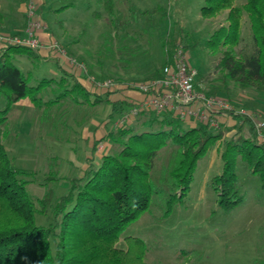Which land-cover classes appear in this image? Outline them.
Here are the masks:
<instances>
[{
  "label": "rangeland",
  "instance_id": "1",
  "mask_svg": "<svg viewBox=\"0 0 264 264\" xmlns=\"http://www.w3.org/2000/svg\"><path fill=\"white\" fill-rule=\"evenodd\" d=\"M243 3L244 0L234 1L236 6ZM23 4L24 0H0V12L23 13L18 9ZM42 4L45 14L55 21L50 25L54 39L68 55L84 64L91 81L103 77L130 85L148 80L157 70L161 72L165 60L180 44L197 71L196 83L205 93L223 96L264 120V90L240 88L228 77L227 71L219 66L228 46L218 50L206 46L214 30L227 25L228 9L203 18L200 10L205 0H111V13L105 0H45ZM62 6L66 8L55 12ZM251 48V30L243 13L239 40L232 50L240 57ZM23 57L27 61L24 68L18 60L13 63L24 72L31 71L30 85L44 77H59L54 64L49 63L52 67L42 73L38 61ZM33 65L38 68L34 69ZM66 86L70 84L51 83L37 96L47 101L55 97L57 88ZM3 106L4 100L0 98V108ZM30 106L35 110L32 135L29 127L32 120L26 115ZM11 108L7 126L19 134L10 135L2 142L5 153L15 169L27 171L26 191L33 198L43 195L46 178L52 169L57 170L60 182L53 191L56 201L67 191L68 175L82 168L83 151L74 142L77 132L86 120L95 118L104 123L107 107L89 105L73 91L47 107L34 108L28 98H23ZM134 121L132 117L128 123ZM114 126L111 125L113 129ZM141 129H149V123L141 124ZM235 131H229L228 136ZM244 133L248 135L247 128ZM259 139L264 140V130ZM104 142L110 145L109 153L119 148L107 135L99 140L98 147L104 148ZM177 151L178 147L170 141L158 150L150 171L149 208L125 228L117 246L126 247L125 236L141 238L147 248V264H255L264 257V193L257 175L239 161L237 177L243 200L229 210L220 206L210 185L211 177L221 172L218 148L199 159L189 187L181 197H170L168 171ZM50 221V208L45 215H36L38 225L45 226Z\"/></svg>",
  "mask_w": 264,
  "mask_h": 264
},
{
  "label": "trees",
  "instance_id": "2",
  "mask_svg": "<svg viewBox=\"0 0 264 264\" xmlns=\"http://www.w3.org/2000/svg\"><path fill=\"white\" fill-rule=\"evenodd\" d=\"M105 1L108 6L111 4V0ZM234 1L205 0L200 10L203 18L228 9L227 25L214 30L206 46L212 50L228 46L219 66L240 88L263 91L264 0H244L239 6ZM65 8L62 6L55 12ZM109 12H112L111 6ZM243 13L248 18L252 48L237 57L232 49L239 40ZM26 51L29 52L27 47L10 45L0 52V98L4 100L0 108V264H147V248L141 238L125 236V248H119L117 243L125 228L149 208L150 171L158 150L168 141L178 147L168 177L170 197H181L189 187L197 162L212 150L221 131H214L204 122L184 127L178 117L161 114L158 119L153 113L147 130H136L128 122L114 126L107 136L119 145L117 151L102 154L81 176L68 178L66 193L56 201H53V191L60 179L57 170L52 169L43 195L33 198L26 191L27 171L15 169L2 143L9 133L8 113L16 101L28 98L38 109L76 91L89 105L110 103L109 121L120 117L127 105L119 100H108L107 93L103 96L86 90L66 74L59 79L42 78L30 85L28 75L13 63L14 54ZM158 75L155 73L151 78ZM65 82L70 86L57 88L54 98L43 101L37 96L51 83L62 85ZM241 120L236 132L222 145L221 172L210 180L219 205L227 210L243 200L237 177L239 161L257 175L264 193V140L259 139L250 119L242 117ZM154 126L156 130L152 129ZM245 128L248 135L244 133ZM48 208L51 221L45 226L38 225L36 215H45ZM255 264H264V257Z\"/></svg>",
  "mask_w": 264,
  "mask_h": 264
},
{
  "label": "crops",
  "instance_id": "3",
  "mask_svg": "<svg viewBox=\"0 0 264 264\" xmlns=\"http://www.w3.org/2000/svg\"><path fill=\"white\" fill-rule=\"evenodd\" d=\"M33 2L35 5V8L31 14H29L27 11L28 0H24L22 9L18 7L19 10H23V13H20L19 11L18 13H13V12H8V13L2 12L1 13L0 12V31H7V34L18 35L22 38H25L26 37L25 28L27 27L29 21H34L39 25V27L35 30V34H34V37L37 40L39 46L36 49H31L27 46H22V47H27L29 49V52L26 51V52H21L20 54H14L13 61L18 60V63L23 67V66H27V61L24 59L23 56L33 58L36 61H38L37 64L40 65L39 68L38 66L33 65V68L34 69L38 68L42 70V73L48 72V69L52 67L48 65L49 63L54 64V67H55L54 69L58 71L59 73V77L55 79H59L61 78V76L66 74L71 79H75L77 82L81 84V86H83L86 90L90 92L98 93L103 96L104 94L107 93L106 95H107L108 100L110 101L119 100V101L124 102L125 105H127L125 108L126 109L125 112H128L132 108V106L136 105L139 101L143 100L144 95L138 92L137 90L133 89L130 85H128V83L126 84L122 82L118 84L117 81H113V85L110 88H103V87L97 86L94 81L92 82L89 79L90 78L89 73L87 72V68L84 66V64L81 62H78L75 58L71 57V55H68L67 50L62 48V46L59 45L57 41L54 39V32H53V29L50 28V25L51 23L53 24V22L55 21L52 19L50 20V18L48 17L49 15L45 14V11L43 10L44 4L42 3H44L45 0H41V1L33 0ZM73 6H74V2H73V5H71V7ZM53 14L54 13H52L51 15ZM7 47H3L2 42H0V52H3ZM19 69L22 72H24L21 68ZM24 73L27 74L29 78L32 74L31 71H26ZM155 73L160 74V70H157L156 72H154V74ZM49 78H53V77H49ZM100 80H103V77H98L96 78L95 81H100ZM196 82H198V79ZM197 87L198 88L200 87L198 83H197ZM213 96L223 97L218 94L213 95ZM131 103H133V105H131ZM30 104L32 105L31 101H30ZM100 104H104L107 107L106 108V121L104 123H100V121L96 120L95 118L93 119L89 118L90 120L89 121L86 120V123H84V125L79 129V131L76 134L78 135V138H76L74 142L76 146H78V144L80 145L81 153L83 151L82 157H81L82 162H83L82 168L77 173L69 174L67 179L73 176H81L83 172L87 169L88 165L97 163L100 160L102 154L108 153V149L110 148V145L107 144V142H104V148L102 145L101 147H98V145L95 147V144L99 142V140H101L105 135H107L108 131L112 129L113 125H115V123L119 120L120 117L119 116L115 117L113 120L109 121V113L111 111V104L107 102L100 103ZM231 104L234 109L241 108V106H239L233 101L231 102ZM28 108H27L26 115L29 120H32V125L30 124L29 126L31 129V135H32V129L34 126V123H33L34 114L33 113L35 112V110H33L31 106ZM11 109L8 113V116L12 114ZM151 113H153V115H156L158 119L161 118L159 116L161 114H164V115L171 114V116L178 117L179 119H181L182 124L185 123L189 125L188 127L196 126L197 124L202 122L199 119L192 117V116L181 117L178 114V112L174 109L165 110L161 113H156L152 110L142 109L136 115L130 117V118L135 117V121L133 123H128V124H131L132 126H134L136 130H142L141 124L149 123L151 119V116H150ZM216 115L220 121L226 124V127L224 128L223 132L221 131V137L217 140L215 146L213 147L212 150L214 151H212V153L215 152L216 149L218 148L222 150L223 143L226 140H228L230 137L228 136V132L232 131L233 129L237 130V127L242 124L241 118L233 114V112L225 113V115H222V113L219 112ZM8 121H9V118L7 119V124H8ZM88 122L89 123L91 122V124L88 125ZM8 130H9V133L3 139V142H5L6 139H8L10 135L11 137H14L19 134L17 131L13 132V130L9 128ZM74 131H77V130H74Z\"/></svg>",
  "mask_w": 264,
  "mask_h": 264
},
{
  "label": "built area",
  "instance_id": "4",
  "mask_svg": "<svg viewBox=\"0 0 264 264\" xmlns=\"http://www.w3.org/2000/svg\"><path fill=\"white\" fill-rule=\"evenodd\" d=\"M35 5L33 0H28L27 11L31 14ZM39 25L29 21L25 28L26 37L0 33V42L3 47L9 45L27 46L36 49L39 45L34 37L35 30ZM197 71L188 62L183 46L177 44L170 57L163 65L158 76L145 81L133 82L130 86L144 95L132 108L123 113L115 123V127L129 121L131 116L140 110L147 109L156 113L174 109L181 117H195L216 131H224L226 124L217 118V113L233 112L236 116L247 117L254 125V130L259 137L264 130V120L249 111L239 108L234 109L231 102L219 96L206 94L202 88L196 85ZM97 86L110 88L113 85L111 79L95 81ZM223 139V138H222Z\"/></svg>",
  "mask_w": 264,
  "mask_h": 264
}]
</instances>
